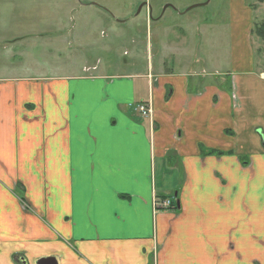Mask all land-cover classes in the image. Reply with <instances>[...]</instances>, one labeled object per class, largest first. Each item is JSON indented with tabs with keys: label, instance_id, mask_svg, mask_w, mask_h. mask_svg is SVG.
<instances>
[{
	"label": "crops",
	"instance_id": "1",
	"mask_svg": "<svg viewBox=\"0 0 264 264\" xmlns=\"http://www.w3.org/2000/svg\"><path fill=\"white\" fill-rule=\"evenodd\" d=\"M248 11L231 15L222 75L161 34L144 68L51 76L13 68L0 39V264H264V66ZM202 26L217 65L219 34ZM147 102L150 119L135 110Z\"/></svg>",
	"mask_w": 264,
	"mask_h": 264
},
{
	"label": "rangeland",
	"instance_id": "2",
	"mask_svg": "<svg viewBox=\"0 0 264 264\" xmlns=\"http://www.w3.org/2000/svg\"><path fill=\"white\" fill-rule=\"evenodd\" d=\"M0 0V39L11 66L31 75L82 74L92 66L108 74L131 72L158 60L157 35L172 49H184L189 61L225 74L230 66L228 33L231 15L249 10L252 28V66H264V41L254 35L264 23V0ZM233 3V4H232ZM215 27L220 46L217 65L210 62V46L203 24ZM178 51V50H177ZM172 52V51H171ZM176 54V52H173ZM172 54L164 61L171 66ZM128 64V65H126ZM205 68V69H207ZM212 73L210 70H205ZM214 71V70H213ZM87 73V72H86ZM136 108V107H135ZM169 201L170 206L163 207ZM157 203V206L154 204ZM153 208L175 207L170 200L154 198Z\"/></svg>",
	"mask_w": 264,
	"mask_h": 264
},
{
	"label": "built area",
	"instance_id": "3",
	"mask_svg": "<svg viewBox=\"0 0 264 264\" xmlns=\"http://www.w3.org/2000/svg\"><path fill=\"white\" fill-rule=\"evenodd\" d=\"M135 110L143 118L150 119L152 117V107H151L150 103H148V102L137 105ZM155 205L157 206V203L154 204V207H155ZM168 205L170 206L169 201L163 202V204H162L163 207H166Z\"/></svg>",
	"mask_w": 264,
	"mask_h": 264
},
{
	"label": "trees",
	"instance_id": "4",
	"mask_svg": "<svg viewBox=\"0 0 264 264\" xmlns=\"http://www.w3.org/2000/svg\"><path fill=\"white\" fill-rule=\"evenodd\" d=\"M253 33L257 36L260 40L264 41V23L260 24L259 26H255Z\"/></svg>",
	"mask_w": 264,
	"mask_h": 264
},
{
	"label": "water",
	"instance_id": "5",
	"mask_svg": "<svg viewBox=\"0 0 264 264\" xmlns=\"http://www.w3.org/2000/svg\"><path fill=\"white\" fill-rule=\"evenodd\" d=\"M209 0H207L206 4L208 3ZM178 205V204H177ZM178 207V206H177ZM41 263V262H40Z\"/></svg>",
	"mask_w": 264,
	"mask_h": 264
}]
</instances>
